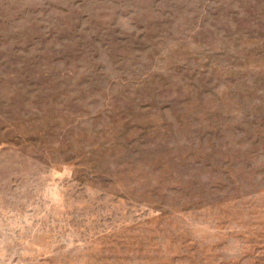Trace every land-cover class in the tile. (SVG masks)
Returning <instances> with one entry per match:
<instances>
[{
    "label": "rangeland",
    "instance_id": "rangeland-1",
    "mask_svg": "<svg viewBox=\"0 0 264 264\" xmlns=\"http://www.w3.org/2000/svg\"><path fill=\"white\" fill-rule=\"evenodd\" d=\"M0 264H264V0H0Z\"/></svg>",
    "mask_w": 264,
    "mask_h": 264
}]
</instances>
